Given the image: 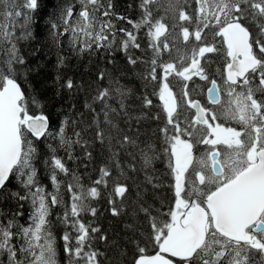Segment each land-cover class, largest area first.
I'll list each match as a JSON object with an SVG mask.
<instances>
[{"label":"snow or ice","instance_id":"snow-or-ice-1","mask_svg":"<svg viewBox=\"0 0 264 264\" xmlns=\"http://www.w3.org/2000/svg\"><path fill=\"white\" fill-rule=\"evenodd\" d=\"M41 6L0 0V264H60L57 226L65 264H264V0H136L135 19L60 0L58 121L23 52L41 51ZM70 61L95 70L68 76Z\"/></svg>","mask_w":264,"mask_h":264},{"label":"trees","instance_id":"trees-1","mask_svg":"<svg viewBox=\"0 0 264 264\" xmlns=\"http://www.w3.org/2000/svg\"><path fill=\"white\" fill-rule=\"evenodd\" d=\"M60 0H41V9L39 10V17H38V24L36 30L41 33L40 36V44L36 45L38 47H41V51L38 54L37 57H32L29 55L30 53V48L25 44L23 48L24 54L28 57L30 62L35 63L36 60H39L40 64L42 65L38 73H34L31 77H29V80L33 86L36 88L40 89L42 92V95L46 97L47 99L45 100L46 103V114H48L53 121H58L59 119V114L61 112L60 105L63 103L64 107H67V102L63 100V98L56 99L54 98V88L52 87V78L55 75V60H56V49L55 48H50L48 44L46 43L47 36H46V22H47V16L48 14L52 13L55 10V5L58 4ZM117 3V10L127 16L129 18L135 19L138 16V9L135 7L136 0H116ZM132 4V8H128V5ZM42 17V18H40ZM127 27H130L129 25H126ZM35 43V42H34ZM176 47L183 48L184 45L180 43V41H177ZM176 51L173 49L172 56H176ZM65 54H67V49L65 48ZM167 58V57H166ZM117 60L121 65L124 64V60L122 56H118ZM85 62H75V61H70V67L65 70V74L68 76H75L77 79H79L82 75L84 76L85 79H87L88 75L91 72H94L95 70V61L93 62L92 65H89L88 70L86 71L85 69ZM220 69L222 66L218 64ZM22 87L26 90L29 91L28 84L25 83L23 80H21ZM131 84L135 87H139V82L138 81H131ZM83 97L81 96L77 100V107L81 106ZM154 102H157L155 100V97H153ZM38 114V110H37ZM55 127V124L53 125ZM154 127V125H153ZM63 155V153H60ZM69 166H73L72 162H69ZM156 168L158 170V174H163L167 171L166 168V161L161 159L156 162ZM165 183H167L168 177L163 176L161 177ZM44 183L48 185V188L51 189V185L48 184V181L45 179ZM160 197L157 200V203L160 201H165L170 198L171 192L167 189V187L161 188L159 190ZM15 205H13L14 207ZM102 207H106V205L102 204ZM59 211V209H54L53 212ZM25 215L21 217V223H24L27 219V213H28V206L25 205L24 208ZM100 225L104 229L109 230V234H115L116 232L120 231L123 227V225L115 222V218L110 217V215L105 212L104 215L101 217L100 220ZM62 228L57 226L54 229V232L57 236L58 240V246H59V252H58V260L60 261V264H65V257L64 253L62 250V241L59 240V237L62 235ZM102 246V244H101Z\"/></svg>","mask_w":264,"mask_h":264},{"label":"flooded vegetation","instance_id":"flooded-vegetation-1","mask_svg":"<svg viewBox=\"0 0 264 264\" xmlns=\"http://www.w3.org/2000/svg\"><path fill=\"white\" fill-rule=\"evenodd\" d=\"M217 67H219L218 64H214V65H213V68H214V69H216ZM220 70L222 71L223 68H221ZM199 83H200L201 86L204 87L205 90H206L207 85H205V82H202V81H201V82H199ZM197 98L201 99L202 102L207 103V101H206V95H201V96H199V97H197ZM233 126H237V127H238V125H233Z\"/></svg>","mask_w":264,"mask_h":264},{"label":"rangeland","instance_id":"rangeland-1","mask_svg":"<svg viewBox=\"0 0 264 264\" xmlns=\"http://www.w3.org/2000/svg\"><path fill=\"white\" fill-rule=\"evenodd\" d=\"M177 55V53H175Z\"/></svg>","mask_w":264,"mask_h":264}]
</instances>
